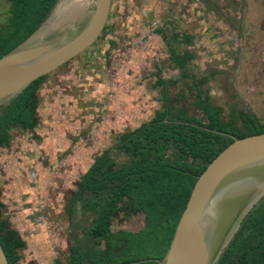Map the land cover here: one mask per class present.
I'll return each instance as SVG.
<instances>
[{
    "label": "rangeland",
    "instance_id": "obj_1",
    "mask_svg": "<svg viewBox=\"0 0 264 264\" xmlns=\"http://www.w3.org/2000/svg\"><path fill=\"white\" fill-rule=\"evenodd\" d=\"M8 8L0 0V25ZM174 32L192 36L174 43L193 54L188 77L170 59L166 39ZM95 49L107 73H74L68 64L48 73L38 90L37 126L11 129L9 145L0 147L2 217L25 241L17 264H68L69 247L88 221L79 208L76 225L67 216L77 182L105 149L121 163L118 135L164 104L157 77L176 80L167 85L171 103L198 117L189 84L206 77L201 92L225 116L234 106L264 122V0H113L104 35L80 57ZM144 224L142 212L120 214L112 229Z\"/></svg>",
    "mask_w": 264,
    "mask_h": 264
},
{
    "label": "trees",
    "instance_id": "obj_2",
    "mask_svg": "<svg viewBox=\"0 0 264 264\" xmlns=\"http://www.w3.org/2000/svg\"><path fill=\"white\" fill-rule=\"evenodd\" d=\"M6 1L9 8L0 25V56L27 38L56 0ZM170 39V59L188 77L186 65L193 54L180 53L174 43H190L192 36L174 32ZM45 78L33 80L0 109V146L9 144L11 129L26 131L37 126L38 90ZM205 80L193 79L189 84L194 89L193 104L202 112L198 117L171 103L167 85L176 80L157 77L164 104L148 121L118 135L114 149L123 153L121 163L111 148L105 149L80 176L66 211L71 224H77L73 221L77 208L88 221L81 227L82 237L69 247L68 264H157L168 249L197 177L234 138L264 132V122L255 112L231 106L225 116L221 106L203 96L200 83ZM2 206L0 202V243L8 263L17 264L25 241L2 217ZM136 212L145 217L141 229H112L115 216ZM216 264H264V197Z\"/></svg>",
    "mask_w": 264,
    "mask_h": 264
},
{
    "label": "water",
    "instance_id": "obj_3",
    "mask_svg": "<svg viewBox=\"0 0 264 264\" xmlns=\"http://www.w3.org/2000/svg\"><path fill=\"white\" fill-rule=\"evenodd\" d=\"M113 0H56L40 25L0 56V109L33 80L89 48ZM264 197V132L234 138L197 177L157 264H216ZM0 264H9L0 243Z\"/></svg>",
    "mask_w": 264,
    "mask_h": 264
},
{
    "label": "flooded vegetation",
    "instance_id": "obj_4",
    "mask_svg": "<svg viewBox=\"0 0 264 264\" xmlns=\"http://www.w3.org/2000/svg\"><path fill=\"white\" fill-rule=\"evenodd\" d=\"M105 28H107V25ZM101 36H103V35L101 34L95 40V42L89 48H87L85 51H88L96 42H98V40L100 39ZM96 51H97V49H95L91 55L87 54L86 56L80 57V54H82L84 52L83 51L82 53L71 58L70 60H68L67 62H65L62 65L68 64L70 69H73L72 72H74V73H77V72L78 73H107L106 68H105L106 62L101 60V55L100 54L97 55ZM88 53H90V52H88ZM71 61H72V63H69Z\"/></svg>",
    "mask_w": 264,
    "mask_h": 264
},
{
    "label": "crops",
    "instance_id": "obj_5",
    "mask_svg": "<svg viewBox=\"0 0 264 264\" xmlns=\"http://www.w3.org/2000/svg\"><path fill=\"white\" fill-rule=\"evenodd\" d=\"M161 33H162V32H161ZM172 34H173V33H172ZM171 36H172V35H171ZM171 36H170L169 38L166 39V44H167V41H170V40H171V39H170ZM168 45H169V44H168ZM170 55H171V54H170ZM170 57H171V56H170ZM37 109H38V107H37ZM37 111H38V110H37ZM10 138H11V137H10ZM9 141H10V140H9ZM8 145H9V144H8ZM0 147H3V146H0Z\"/></svg>",
    "mask_w": 264,
    "mask_h": 264
}]
</instances>
